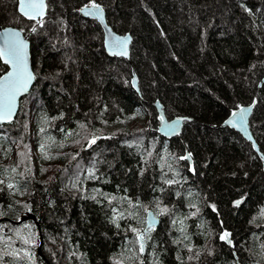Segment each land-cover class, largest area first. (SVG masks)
<instances>
[{
    "label": "trees",
    "instance_id": "16d2710c",
    "mask_svg": "<svg viewBox=\"0 0 264 264\" xmlns=\"http://www.w3.org/2000/svg\"><path fill=\"white\" fill-rule=\"evenodd\" d=\"M93 2L131 33L129 58L106 54L79 11ZM10 24L31 40L36 80L0 123V264H264V162L222 126L253 104L264 153V0H47L40 21L0 0ZM157 99L192 117L181 133H159ZM148 209L160 222L142 255L131 229Z\"/></svg>",
    "mask_w": 264,
    "mask_h": 264
},
{
    "label": "water",
    "instance_id": "95a60500",
    "mask_svg": "<svg viewBox=\"0 0 264 264\" xmlns=\"http://www.w3.org/2000/svg\"><path fill=\"white\" fill-rule=\"evenodd\" d=\"M45 4H46V8H45L44 14L42 16L30 17V16L24 15L20 11V0H17V10H18V13L22 17H24L25 19H27L29 21H40L46 15L47 0H45ZM91 5L92 4H86V5L82 6L79 11L83 17L95 19L100 24V26L102 28V34H103V48H104L106 54H108L109 56H118V57H123V58H129L130 46L132 43L131 33H129V32L120 33L118 31L114 30V28L111 26V24L109 23V21L107 19V15H106V11H105L104 7L101 4H97L100 6L99 9L97 10V9H93L91 7ZM85 6H87L86 9H85ZM81 9H85V11H81ZM9 32H13V33L18 32L19 33V39L23 40L24 43L26 44L28 68H29V71L32 73L34 78L30 81L27 91L21 92L17 96L16 107H15V111L13 113L12 118L10 120L0 121V123L10 122L16 117V115L19 111V108H20L21 99L31 91V89L35 83V80H36V74H35L33 64H32V52H31V40H30V38L28 37L27 34H25L24 30L17 25H4V26L0 25V46L3 45L4 40L6 38V34ZM118 38L127 39V44L125 46H123L127 52V55L115 54L121 50L119 47H116V41ZM0 60L4 65H6V70L0 75V78H2L4 76H6L8 72L12 71V67L10 64L6 63L3 58H0ZM262 82H264V77L262 78ZM130 83H131V86L133 87V89L138 92L139 91V79H138V75L136 73L132 74L131 79H130ZM153 105H154L155 111L158 115V121H159L158 131L162 136H164L166 138H171V137L181 133L183 130V127H184V123L186 121L192 120V117L184 116V115L174 116V117L169 118L166 115V112L164 109V104L160 99L155 100L153 102ZM253 109H254L253 104H245V105L239 106L222 122V126H228L232 129H234L237 133L242 135L247 141L251 142L254 150L258 154H260L264 160V154L259 150L258 143H257V141H256V139L252 133V130H251L250 118H251V115L253 113ZM234 113H235V115H234ZM161 116H163V120H161ZM228 121H232V123H228ZM25 219H33L35 221L36 228H37V230L40 234V237L42 239L40 223L37 221L36 216L34 214H27L26 216H24L22 218V220H25ZM159 222H160V218L155 214V212L152 209H149L146 213V227L144 230L148 229V226L150 223H152L154 225L153 227H156L159 224ZM225 231L230 233L229 230L225 229V230H223L221 235ZM229 240L231 241V243H229L228 240H223V241H227V243L229 245H232L231 237H229ZM141 242L144 244V251L142 252V255H145L146 249H147L146 238H144L143 241L139 240V245L141 244ZM38 250L40 251V247L38 248ZM239 264H241V263H239Z\"/></svg>",
    "mask_w": 264,
    "mask_h": 264
},
{
    "label": "snow or ice",
    "instance_id": "6c2138e0",
    "mask_svg": "<svg viewBox=\"0 0 264 264\" xmlns=\"http://www.w3.org/2000/svg\"><path fill=\"white\" fill-rule=\"evenodd\" d=\"M91 7L98 10L100 6L93 2ZM45 8V0H20V11L26 16H42L44 14ZM86 8L87 6H85V9ZM85 9H81V11H85ZM126 44L127 39L118 38L116 41V47H119L121 50L115 54L127 55V52L123 47ZM0 58H3L5 62L10 64L12 67V71L8 72L6 76L0 78V121H5L12 118L16 107L17 96L21 92L27 91L28 85L34 77L28 68L26 44L23 40L19 39L18 32H9L6 34L4 43L2 46H0ZM161 120H163V116H161ZM228 123H232V121H228ZM69 135H71V133H69ZM96 139V137H93L89 143L94 144ZM190 158V153L188 156L181 157V159ZM0 183H2V181H0ZM166 183L172 184L174 181L167 180ZM8 187L11 188L13 185L9 184ZM239 203L240 201H236L237 205ZM160 212L166 213L168 212V209L161 208ZM120 216L122 218L123 214L121 213ZM181 223L183 222L181 221ZM117 226L119 227V224H117ZM153 226L154 225L150 223L148 229L146 230H137L136 228H132L131 230L137 234L138 240L143 241L146 233L150 231ZM230 235L231 234L229 232L225 231L220 238L222 240H228V242L231 243L229 240ZM24 242L26 244L29 243V238L24 237ZM139 251L141 253L144 251V244L142 242L140 244Z\"/></svg>",
    "mask_w": 264,
    "mask_h": 264
},
{
    "label": "rangeland",
    "instance_id": "374dc122",
    "mask_svg": "<svg viewBox=\"0 0 264 264\" xmlns=\"http://www.w3.org/2000/svg\"><path fill=\"white\" fill-rule=\"evenodd\" d=\"M17 13H18V10H17ZM19 14V13H18ZM20 15V14H19ZM21 16V15H20ZM22 17V16H21ZM24 20H27V19H25L24 17H22ZM27 21H29V20H27ZM10 25H12V24H10ZM33 142V141H32ZM28 152H29V154L30 155H32V153H33V151H32V149L31 148H28ZM32 152V153H31ZM183 157H185V155L183 156ZM10 160V162H13V161H15L16 160V152H15V154H13L12 156H11V158L9 159Z\"/></svg>",
    "mask_w": 264,
    "mask_h": 264
},
{
    "label": "flooded vegetation",
    "instance_id": "af4514ba",
    "mask_svg": "<svg viewBox=\"0 0 264 264\" xmlns=\"http://www.w3.org/2000/svg\"><path fill=\"white\" fill-rule=\"evenodd\" d=\"M239 134V133H238ZM243 139H245L242 135H240ZM246 140V139H245ZM247 141V140H246ZM249 142V141H248ZM250 144H251V142H249ZM251 147L253 148V146H252V144H251ZM253 150H254V148H253ZM260 150V149H259ZM255 151V150H254ZM256 152V151H255ZM257 153V152H256ZM258 154V153H257ZM264 154V153H263ZM260 155V154H259ZM261 156V155H260ZM261 158H262V156H261ZM262 160H263V158H262ZM263 162H264V160H263Z\"/></svg>",
    "mask_w": 264,
    "mask_h": 264
},
{
    "label": "bare ground",
    "instance_id": "6f19581e",
    "mask_svg": "<svg viewBox=\"0 0 264 264\" xmlns=\"http://www.w3.org/2000/svg\"><path fill=\"white\" fill-rule=\"evenodd\" d=\"M225 229V228H224Z\"/></svg>",
    "mask_w": 264,
    "mask_h": 264
}]
</instances>
